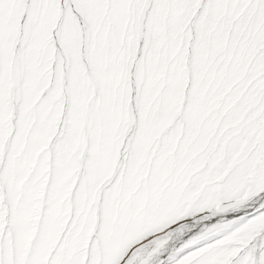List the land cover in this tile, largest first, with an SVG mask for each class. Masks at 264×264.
Instances as JSON below:
<instances>
[{"label": "snow or ice", "instance_id": "obj_1", "mask_svg": "<svg viewBox=\"0 0 264 264\" xmlns=\"http://www.w3.org/2000/svg\"><path fill=\"white\" fill-rule=\"evenodd\" d=\"M0 264H264V0H0Z\"/></svg>", "mask_w": 264, "mask_h": 264}]
</instances>
